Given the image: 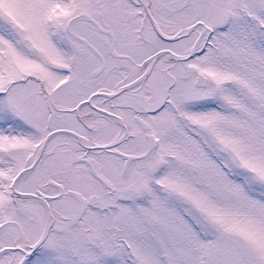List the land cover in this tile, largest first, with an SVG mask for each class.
<instances>
[{"label": "snow or ice", "instance_id": "obj_1", "mask_svg": "<svg viewBox=\"0 0 264 264\" xmlns=\"http://www.w3.org/2000/svg\"><path fill=\"white\" fill-rule=\"evenodd\" d=\"M0 264H264V0H0Z\"/></svg>", "mask_w": 264, "mask_h": 264}]
</instances>
